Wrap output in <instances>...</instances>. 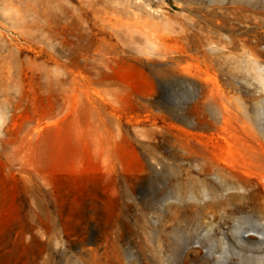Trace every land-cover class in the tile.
Wrapping results in <instances>:
<instances>
[{"label": "rangeland", "instance_id": "rangeland-1", "mask_svg": "<svg viewBox=\"0 0 264 264\" xmlns=\"http://www.w3.org/2000/svg\"><path fill=\"white\" fill-rule=\"evenodd\" d=\"M107 14L121 19L97 30ZM160 30L171 45L182 37L186 51L209 56L221 107L206 101L203 81L176 72L146 91L150 103L122 90L140 89L132 59ZM96 93L101 113L82 119L90 146L41 163L34 131L44 133L73 96ZM238 97L264 141V0H0V112L19 104L13 124L0 128V264H264L258 177L245 192L225 189L229 177L187 166L196 153L179 160L172 140L155 134L162 118L150 115L189 112L181 134L194 151L240 169L238 138L214 126L220 110L237 113ZM114 117L123 138L117 167L98 152Z\"/></svg>", "mask_w": 264, "mask_h": 264}, {"label": "bare ground", "instance_id": "bare-ground-1", "mask_svg": "<svg viewBox=\"0 0 264 264\" xmlns=\"http://www.w3.org/2000/svg\"><path fill=\"white\" fill-rule=\"evenodd\" d=\"M136 4L140 5L139 2ZM145 11L149 16H154V12H158L149 8L145 9ZM112 18L116 21L121 19L119 16H111V14L102 16L101 22L99 21L96 24L97 30L105 31L106 29H111L114 24ZM161 31L163 30L146 38L143 46L139 47L143 55L134 56L132 59L134 69L143 75L140 89H135L127 83H120L122 90L128 94H132L139 100L150 103V97L154 94H147L146 91H156V81L159 76L176 72L177 74L203 81L208 93L205 96L206 101L213 104L214 107H221V104L212 98V94H216L218 98H222V91L217 78V71L210 62L209 56L201 52L202 58H200L201 54H198L196 49L193 52L186 51L182 37L178 42L171 45L167 40L168 35ZM236 39L241 40L240 38ZM103 103V96L99 93H96V96L93 98L73 96L60 112L49 117L47 125L44 127V133L38 135L34 131V136L37 137L36 150L39 157L38 160L43 163L52 154L63 158L74 157L84 150L85 147H89L93 138L89 130L83 127L82 119L86 115V111L100 114V108ZM235 107L237 110L236 114H231L225 109H219L221 114L215 117L216 123L214 126L218 130L232 132L238 138L240 150L245 158L240 169L234 163H220L212 156H204L194 151L199 146L193 145L190 141L184 139L181 134L186 127L191 125L189 121L191 114L189 112L178 117L170 114L172 116L170 118L162 113L153 111L152 108L150 115L153 114L162 118L163 124L161 125L153 122L154 127L158 128V132L155 134H161L163 137L168 136L172 140L171 144L180 152V154L178 153L179 160H183L186 153L194 152L197 154L194 156L193 166L190 163L187 166L195 167L202 172H209L216 178L229 177L225 189H232L238 193L241 191L245 192V186L251 182L250 177L254 173L258 177L264 191V141L251 132L247 106L239 97L237 98ZM18 108V103L9 104L8 109H6L7 111L0 112V128L2 132L8 130L9 124L12 122ZM232 119L237 125L238 123H246L245 125H239L245 129V133L231 122ZM112 125L113 128L106 137L98 141V152L105 156L109 166L117 167L122 159V123L119 118L114 117L112 118ZM173 126L179 130V133L171 134L167 131V127ZM154 131L155 129H153ZM62 132H64V137L61 138V141L56 144L50 141L52 136ZM242 134L248 136V138H244Z\"/></svg>", "mask_w": 264, "mask_h": 264}]
</instances>
